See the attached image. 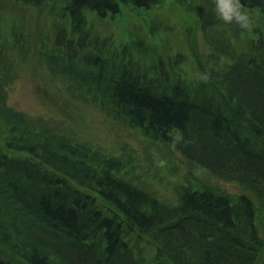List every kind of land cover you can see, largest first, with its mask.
I'll use <instances>...</instances> for the list:
<instances>
[{
  "label": "trees",
  "instance_id": "1",
  "mask_svg": "<svg viewBox=\"0 0 264 264\" xmlns=\"http://www.w3.org/2000/svg\"><path fill=\"white\" fill-rule=\"evenodd\" d=\"M62 1L66 20L41 51L71 96L246 191L187 183L176 201L162 200L130 180L129 159L14 107L17 34L0 35V264H264V37L237 47L245 28L222 26L215 2L203 0L194 9L210 51L196 70L209 78L195 72L188 84L163 58L150 75L129 47L111 51L88 23L87 11L105 18L160 0ZM241 4L264 9V0Z\"/></svg>",
  "mask_w": 264,
  "mask_h": 264
},
{
  "label": "rangeland",
  "instance_id": "2",
  "mask_svg": "<svg viewBox=\"0 0 264 264\" xmlns=\"http://www.w3.org/2000/svg\"><path fill=\"white\" fill-rule=\"evenodd\" d=\"M202 1L160 0L149 9L125 5L118 14L105 18L92 11L86 13L94 35L101 40L108 39L111 51L129 47L150 75L156 74L154 69L163 58L170 74L180 75L190 84L210 51L194 9ZM63 5L62 0H45L40 5L0 0V35L12 38L17 34L19 43L11 42L16 46L12 56L17 79L9 86L10 104L45 116L82 142L129 159L126 167L130 180L162 200L176 201L179 187L187 183L192 186L207 183L233 195L246 191L239 183L209 174L189 163L179 151L148 139L140 130L107 116L96 104L71 96L66 81L50 72L41 51L53 42L54 23L66 20ZM245 10L250 26L233 40L237 47L248 49L264 37V9ZM222 26L229 28L227 23ZM2 40L0 36V42ZM20 50L24 52L16 56ZM160 160L165 163L161 165ZM259 210L258 224L264 237V207ZM141 245L150 256L151 243L142 242Z\"/></svg>",
  "mask_w": 264,
  "mask_h": 264
},
{
  "label": "clouds",
  "instance_id": "3",
  "mask_svg": "<svg viewBox=\"0 0 264 264\" xmlns=\"http://www.w3.org/2000/svg\"><path fill=\"white\" fill-rule=\"evenodd\" d=\"M214 10L216 14L226 23L235 22L242 28L250 26V17L242 7L241 0H215ZM201 80L207 81L209 73L199 72L196 74ZM159 163L163 165L164 160H160Z\"/></svg>",
  "mask_w": 264,
  "mask_h": 264
}]
</instances>
